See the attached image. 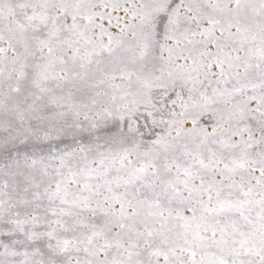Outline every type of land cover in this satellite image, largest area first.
<instances>
[{"label":"snow or ice","instance_id":"snow-or-ice-1","mask_svg":"<svg viewBox=\"0 0 264 264\" xmlns=\"http://www.w3.org/2000/svg\"><path fill=\"white\" fill-rule=\"evenodd\" d=\"M0 264H264V0H0Z\"/></svg>","mask_w":264,"mask_h":264}]
</instances>
